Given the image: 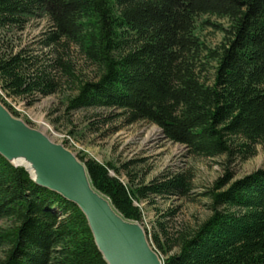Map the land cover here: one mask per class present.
I'll use <instances>...</instances> for the list:
<instances>
[{
  "label": "trees",
  "instance_id": "1",
  "mask_svg": "<svg viewBox=\"0 0 264 264\" xmlns=\"http://www.w3.org/2000/svg\"><path fill=\"white\" fill-rule=\"evenodd\" d=\"M40 16L51 25L41 40L48 63L25 50L0 52V84L9 95L55 93L53 72L73 78L64 52L75 47L99 75L78 86L69 111L117 109L127 124L147 121L194 155L229 162L245 160L264 141V0H0V36ZM201 16L229 24L221 45L207 50L216 62L211 84L196 74ZM78 159L93 188L129 221L141 222L135 205L141 199L190 191L189 178L180 175L131 190L111 166ZM232 179L227 169L206 192L211 214L192 231L170 240L157 222L165 245L147 232L155 251L167 256L163 264H264V170ZM2 221L9 225L0 226V264H106L80 210L0 156Z\"/></svg>",
  "mask_w": 264,
  "mask_h": 264
},
{
  "label": "rangeland",
  "instance_id": "2",
  "mask_svg": "<svg viewBox=\"0 0 264 264\" xmlns=\"http://www.w3.org/2000/svg\"><path fill=\"white\" fill-rule=\"evenodd\" d=\"M50 26L47 17L40 16L31 18L22 28L13 26L3 29L0 52L17 53L25 50L26 53L39 55L41 63L47 64L49 50L41 46V40ZM228 26L227 19L213 16H201L195 24L194 35L204 49L199 55L196 74L207 84L212 83L216 67V62L208 59L207 50H216L221 45ZM64 56L73 69V78L65 76L60 70L53 72L58 83L55 93L19 98L9 95L0 84V102L15 118L42 132L54 143L64 146L77 158L111 166L117 174L113 171L110 174L117 176L131 190L155 179L187 176L191 185L187 195L148 196L135 203L142 213L139 223L146 233H158L160 243L165 245L166 237L159 234L157 222L163 225L170 239L175 238L178 232L192 231L210 216L206 192L225 175L227 169L233 175L232 181L264 170V141L251 146L250 155L245 160L238 156L229 162L224 155H194L186 145L168 140L158 126L147 121L127 124L117 109L84 108L69 111L68 100L76 95L81 83L97 79L99 69L75 47L65 51ZM154 130H157L158 138L147 144L146 140ZM233 141L235 145L241 143L240 138ZM8 225V221L0 222L1 227ZM175 251L173 249L169 254ZM2 255L0 250V258ZM159 256L163 263L167 256L161 253Z\"/></svg>",
  "mask_w": 264,
  "mask_h": 264
},
{
  "label": "water",
  "instance_id": "3",
  "mask_svg": "<svg viewBox=\"0 0 264 264\" xmlns=\"http://www.w3.org/2000/svg\"><path fill=\"white\" fill-rule=\"evenodd\" d=\"M0 156L32 182L74 204L106 264H163L139 222L123 218L95 190L85 165L60 144L15 118L0 102Z\"/></svg>",
  "mask_w": 264,
  "mask_h": 264
},
{
  "label": "bare ground",
  "instance_id": "4",
  "mask_svg": "<svg viewBox=\"0 0 264 264\" xmlns=\"http://www.w3.org/2000/svg\"><path fill=\"white\" fill-rule=\"evenodd\" d=\"M158 138L157 130H154L149 137L146 140L147 144H151L153 141H155Z\"/></svg>",
  "mask_w": 264,
  "mask_h": 264
}]
</instances>
